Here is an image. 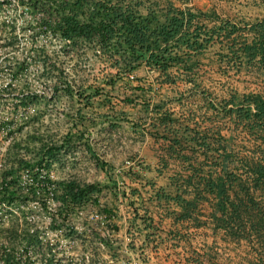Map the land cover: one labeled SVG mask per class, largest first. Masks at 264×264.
I'll list each match as a JSON object with an SVG mask.
<instances>
[{
	"label": "trees",
	"instance_id": "trees-1",
	"mask_svg": "<svg viewBox=\"0 0 264 264\" xmlns=\"http://www.w3.org/2000/svg\"><path fill=\"white\" fill-rule=\"evenodd\" d=\"M24 1L29 13L39 12L36 22L57 38L66 57L77 62L101 63L100 74H91L90 80L80 79L75 87L58 54L53 55L54 88L90 90L89 97L101 90L173 87L176 78L192 81L197 56L209 47H215L218 64L226 57L224 63L236 61L233 64L237 67L250 64L259 69L263 65L264 18L239 26L218 14L209 16L199 8L181 7L171 2L160 4L157 0L148 1L144 10L138 8V0ZM2 3L0 0V6ZM204 17L211 24L203 22ZM19 66H24L23 61ZM139 68L144 69L142 75L136 73ZM147 73H152L151 77ZM128 74H132V78ZM134 97L123 95L121 100L129 103ZM140 97L141 114L131 121V128L139 138L148 135L167 141L160 149L177 163L178 175L172 181L175 197H182L186 209L195 207L196 201L206 202L214 226L224 229L232 237L245 239L258 256L257 264H264V95L259 91L231 89L210 102L217 118L239 126L253 141L248 152L242 154L227 144L228 137L220 132V128L207 132L184 123L180 130L181 114L174 115L164 107L163 100L150 102L144 94ZM18 101L22 105L25 103L22 97H18ZM104 101L112 110L110 99L107 97ZM97 115L108 121L109 126L128 120L122 110ZM78 121L81 123L82 115ZM85 134L86 127L80 125L74 132L69 128L63 132L59 143L40 141L33 152L27 146L20 152L22 146L18 141L7 147L10 160L0 173V202L15 206L18 212L8 210L6 231L11 236L8 235L6 243L0 246L2 264H34V260H30L32 254H16L14 236L18 224L22 225V244L33 249L40 241L37 230L29 232L26 225L30 210L19 208L17 204L37 200L45 208L50 199L59 201L50 212L49 221L58 235L66 237L76 231L69 221L75 208L97 202L99 184L81 181L74 175L55 178L49 173L50 159H57V154L71 145V137L80 140ZM158 161L161 166L169 162L164 157ZM21 171L29 174L30 181L22 182ZM188 190L193 192L192 198H183ZM87 228L97 234L94 224L88 223ZM55 246L56 242L52 243V264H63L65 256L57 253H64V250ZM37 259L39 264H50L43 258V252Z\"/></svg>",
	"mask_w": 264,
	"mask_h": 264
},
{
	"label": "rangeland",
	"instance_id": "rangeland-1",
	"mask_svg": "<svg viewBox=\"0 0 264 264\" xmlns=\"http://www.w3.org/2000/svg\"><path fill=\"white\" fill-rule=\"evenodd\" d=\"M148 1L151 0H138L137 2L142 3V5H137L138 8L144 10V5H147ZM157 1L160 4L171 2L181 7L187 5L199 8L209 16L212 13L218 14L220 17L235 21L239 26L264 18V0ZM21 2L20 4L19 0H3L0 6V124H4L6 134L9 136L8 141H0V160L4 166L10 160L6 149L12 142H20L22 146L20 152L24 151L25 146L33 152L40 141L54 140L59 143L60 135L68 128L74 132L80 125H85L87 133L94 134L95 128L92 126H94L93 122L99 119L97 114L101 112L100 110H111L109 103L103 102L107 96L98 101L95 105L96 109H93V103L88 101L91 98L85 97L84 90H63L59 86L54 88L56 71L52 69L53 55L58 54L61 65L68 73L69 81L75 87L80 79L90 80L91 74H100L101 63L99 61L83 63L81 60L77 62L66 57L60 49L57 38L50 32L44 31V28L36 22L39 12L29 13L25 7V1ZM203 22L207 25L211 24L205 17ZM197 60L198 64L191 75L192 81L183 77L182 79L176 78V85H172L173 87L163 85V90H180L176 99L169 100L173 102L174 110H177L173 112L174 115L180 116L181 114V119L178 121L179 129L182 130L184 123L193 128H203L207 132L218 127L220 132L228 137L227 144L231 145L233 150L240 154L248 152L249 146H253V141L239 126L217 118L210 108V102L226 95L231 89L259 91L264 95V90H262L264 88V59L259 69L250 64L237 67V64H233L236 61L231 62L232 60L226 64L224 63L227 60L226 57L218 64L215 47H209L203 54L197 56ZM22 61L23 67L19 66ZM196 83L199 85H195ZM18 97L24 99L23 105L19 103ZM111 97L113 102L117 98L115 93L108 95L109 99ZM81 115L82 121L79 123L78 117ZM127 115L130 116V114ZM99 120L104 121V119ZM121 122L122 126H118V130L109 126L107 128L98 127L97 134L100 132L102 136H107L112 129L117 143L124 135L138 137L134 129L126 127L129 123L125 120ZM31 135L35 137L31 138ZM76 141L75 137H71V145L67 146L64 152L57 154V159H50L49 173L51 176L57 178L74 175L81 179V175L87 172L84 168L87 159L80 155V152L75 153L80 149V144ZM169 163L171 167L177 164L175 160H169ZM54 201L56 200L50 199L45 208L31 200L17 204L19 208L30 210L26 217V225L29 232L31 229L37 230L40 241L33 249L24 243L23 245L22 230H20L22 225L18 224L19 228L14 236L15 251L23 253V256L32 254L30 260H34V264H39L37 257L40 252H43L45 261L52 264V243L56 242L55 248L64 250V253H57L59 256L61 254L65 256L63 264H79V250L75 251L79 245H74L71 252L69 242L64 236L57 234L56 229L52 228V222L49 221V214L55 207L52 205ZM7 210L13 212L17 209L11 206ZM3 212L6 211L3 210L0 214ZM3 218L7 221L0 225V242H2L0 246L6 243L10 235L6 231L9 220Z\"/></svg>",
	"mask_w": 264,
	"mask_h": 264
},
{
	"label": "crops",
	"instance_id": "crops-1",
	"mask_svg": "<svg viewBox=\"0 0 264 264\" xmlns=\"http://www.w3.org/2000/svg\"><path fill=\"white\" fill-rule=\"evenodd\" d=\"M136 73L142 75L144 69ZM147 75L151 77L152 73ZM89 92L83 91L85 97ZM110 93L117 96L114 102L110 98L112 110L124 111L128 118L125 122L129 123L126 127H131V121L141 113V94L150 102L163 100L164 107L175 113L169 100L176 99L180 90H101L88 97L92 108L96 109L97 102ZM123 95L136 97L126 103L121 100ZM121 121L109 126L108 121L95 120V133H87L86 127V134L76 141L80 149L75 153L87 159V172L80 180L100 185L97 202L76 207L69 216L76 231L65 238L71 252L74 245H79L75 248L79 250V264H257L258 256L245 239L214 226L206 202L196 201L195 207L186 209L182 197H175L172 181L178 170L168 161L165 166L158 161L160 157L172 160L160 149L166 146V140L124 135L117 143L112 129L107 136L97 134L98 127L118 130ZM192 194L188 190L183 198H192ZM94 211L104 216L99 221L90 218ZM94 222L97 234L87 228ZM105 225L110 228L108 233L102 231Z\"/></svg>",
	"mask_w": 264,
	"mask_h": 264
},
{
	"label": "built area",
	"instance_id": "built-area-1",
	"mask_svg": "<svg viewBox=\"0 0 264 264\" xmlns=\"http://www.w3.org/2000/svg\"><path fill=\"white\" fill-rule=\"evenodd\" d=\"M128 77L129 78H132V74H128ZM6 132H7V130H6V128H5V126H4V124H0V141L1 142H5V141H8V139H9V136L6 134ZM124 163H129V160H125L124 161ZM5 166H4V164L2 163V161L0 160V173H1V171H2V169L4 168ZM20 178H21V180H22V182H24L25 180H28V181H30V176H29V174L27 173V172H25V171H21V173H20ZM31 201H35V202H37V203H39L37 200H31ZM40 204V203H39ZM59 204V201H54V202H52V205L53 206H56V205H58ZM41 206V205H40ZM10 207L9 206H7L3 201L2 202H0V213H1V211H3V210H5L6 212H3V214H0V225L1 224H3L4 222H6L7 220H5L3 217H5L6 219H8V210L7 209H9ZM13 212H16L15 210H13ZM104 215H101L99 212H97V211H94V212H91L90 214H89V217L90 218H92V219H94V220H100L101 219V217H103ZM101 222V221H100ZM92 224H94V226L96 225V222H94V223H92ZM109 226L108 225H105L104 227H103V229H102V231H103V233H108V231H109ZM0 243H2V242H0ZM4 244H2L1 246H3ZM26 252H28V250H26ZM19 253V255H22L23 253H20V252H17L16 251V254H18ZM36 263V262H35ZM0 264H2V259H0Z\"/></svg>",
	"mask_w": 264,
	"mask_h": 264
}]
</instances>
